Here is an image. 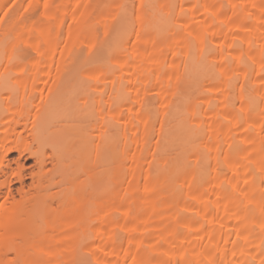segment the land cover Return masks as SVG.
<instances>
[{
  "label": "bare ground",
  "instance_id": "bare-ground-1",
  "mask_svg": "<svg viewBox=\"0 0 264 264\" xmlns=\"http://www.w3.org/2000/svg\"><path fill=\"white\" fill-rule=\"evenodd\" d=\"M0 264H264V0H0Z\"/></svg>",
  "mask_w": 264,
  "mask_h": 264
},
{
  "label": "rangeland",
  "instance_id": "rangeland-1",
  "mask_svg": "<svg viewBox=\"0 0 264 264\" xmlns=\"http://www.w3.org/2000/svg\"><path fill=\"white\" fill-rule=\"evenodd\" d=\"M11 157L16 158L17 157V154L16 153H13V154H11ZM22 162L25 163L26 168H27V167H30L33 164V159L25 156L22 159ZM27 169H29V168H27ZM26 181H27V183H29L30 182V178H27ZM19 185H20L19 183H15V187H18Z\"/></svg>",
  "mask_w": 264,
  "mask_h": 264
},
{
  "label": "snow or ice",
  "instance_id": "snow-or-ice-1",
  "mask_svg": "<svg viewBox=\"0 0 264 264\" xmlns=\"http://www.w3.org/2000/svg\"><path fill=\"white\" fill-rule=\"evenodd\" d=\"M4 15H7V12H5Z\"/></svg>",
  "mask_w": 264,
  "mask_h": 264
}]
</instances>
